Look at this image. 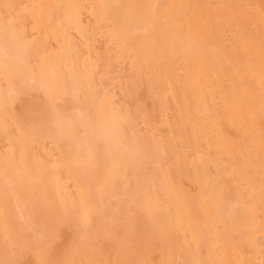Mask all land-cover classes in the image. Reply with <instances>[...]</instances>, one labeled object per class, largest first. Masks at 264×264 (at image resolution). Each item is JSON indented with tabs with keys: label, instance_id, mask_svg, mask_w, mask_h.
<instances>
[{
	"label": "bare ground",
	"instance_id": "6f19581e",
	"mask_svg": "<svg viewBox=\"0 0 264 264\" xmlns=\"http://www.w3.org/2000/svg\"><path fill=\"white\" fill-rule=\"evenodd\" d=\"M4 3L28 7L9 13ZM157 5L171 7H152ZM262 9L264 0H0V122L7 116L9 128L5 135L0 123V136L7 141V148L0 150V172H6L0 184V237L9 253L17 254L8 264L19 258L33 264L36 260L28 250L35 245L19 233L13 203L20 219L35 226L31 237L37 242L65 210L88 212L90 217L95 213L94 190L101 175L106 179L99 188L103 194L119 178L127 188L130 171L136 176L132 198L145 219L143 234L133 253L123 248L112 264L127 261L124 255L131 254L150 264L170 261L171 252L156 261L155 253L162 254L163 245L181 250L183 261L259 264L264 258ZM8 22L26 37L15 47L4 35ZM97 36L113 45L118 57L142 77L132 110L120 107L106 87L97 89L92 60ZM5 48L13 57L11 77L2 71ZM61 65L63 73L58 71ZM32 69L63 78L62 106L69 112L87 111L95 95L109 97L129 118L123 145L110 132L72 137L66 128L33 122L31 113H6L3 105L10 99V85L28 77ZM138 119L147 125L146 134L138 128ZM17 124L23 133L12 135L10 129ZM46 141L55 145V157L37 152ZM148 165L153 167L151 174L145 171ZM33 189L46 212L37 226L28 213ZM220 190L228 204H219ZM192 192L202 197L194 198ZM92 261L97 264L95 256L83 264Z\"/></svg>",
	"mask_w": 264,
	"mask_h": 264
},
{
	"label": "snow or ice",
	"instance_id": "6c2138e0",
	"mask_svg": "<svg viewBox=\"0 0 264 264\" xmlns=\"http://www.w3.org/2000/svg\"><path fill=\"white\" fill-rule=\"evenodd\" d=\"M2 7L11 13L17 8H27L28 6L14 5L4 3ZM35 7V6H33ZM63 7V6H57ZM107 7V6H102ZM117 7H120L119 5ZM127 7H137L129 5ZM154 8H167L171 5H157ZM261 18L264 20V9L261 10ZM152 26L151 22H147ZM4 35L8 43L15 47L17 42L26 39L18 33L15 25L8 22L5 26ZM13 57L9 55L8 48L4 49V65L2 71L6 77H11L9 61ZM30 64V60L27 61ZM59 73H63L65 68L63 65L59 68ZM73 79H76V73H72ZM63 78L57 73H48L40 69H32L30 75L26 78L21 77L17 82L10 85L9 97L3 105L5 112H14V106L22 97H31L36 93H41L46 99V106L43 111H32L31 120L33 122H47L56 128H66L67 134L72 137L84 135L86 137H95L99 134L105 136L111 133L112 139L119 145H123L126 136L125 123L128 121L127 114L118 109L115 103L107 96L95 95L90 101V107L87 111L76 110L69 112L63 107V97L65 95L63 89ZM261 97L260 106L261 113L264 114V72H262L261 81ZM4 125L5 135L9 134L8 117L5 116L2 122ZM264 124V121H262ZM23 127L17 124L12 135L22 134ZM262 151H264V130H262ZM262 168H264V160H262ZM233 168L232 174L236 173ZM262 196H264V183H262ZM194 198L201 196L195 192L190 193ZM219 204H228L223 190L217 193ZM231 214V208H229ZM92 227V220L88 212L83 214H74L65 210L62 216L54 219L48 226L47 231L35 243L34 247L28 250L36 256L34 264H77V261L71 257V254L86 250L88 247L85 236ZM264 228V222H262ZM261 253L264 256V241L261 242ZM62 254V255H61ZM16 264H33L31 261H17ZM83 264V261H81ZM90 264H96L95 261ZM100 264H112L111 261ZM118 264H150L149 261H121ZM161 264H231L230 261H205L201 259H188L184 261H161ZM244 264H256L255 261L244 262ZM264 264V258L259 261Z\"/></svg>",
	"mask_w": 264,
	"mask_h": 264
},
{
	"label": "rangeland",
	"instance_id": "374dc122",
	"mask_svg": "<svg viewBox=\"0 0 264 264\" xmlns=\"http://www.w3.org/2000/svg\"><path fill=\"white\" fill-rule=\"evenodd\" d=\"M88 18L89 19H87V21L91 25V18L90 17ZM75 35L73 36L75 37L76 43L78 47L81 48L82 47L81 39L79 38V36L76 35L77 36L76 37ZM93 44L96 47V52H94L92 56L93 57L92 60L96 63L94 77L96 84L98 85L97 89L99 90V92H101L102 88L106 87V89L111 93V95H113L114 100L119 104L120 107H123L124 109H128V110H132L134 99L139 95L137 94L138 91L137 86L141 84L142 77L137 74L136 70L129 64L127 60L118 57V54L116 53V49L113 47V45H110L108 43L106 44V40L103 36L94 37ZM104 46L107 48H105ZM103 63L105 64L107 63V64L105 65ZM45 106L46 103H44V100L42 99L41 95L39 93H36L31 97H22L20 100H18L14 106V110L16 115L20 117V116H24V114L26 113H31L34 110L43 111L45 109ZM141 122H142L141 119L137 120L138 128L142 130V133L146 134L148 131L147 125ZM14 129L15 127L12 126L10 129L11 133L13 132ZM6 146H7V141L0 136V150L1 151L5 150L7 148ZM37 152L39 153L40 156L47 155L48 157L51 156L55 157L57 155V150L55 145L48 141L42 143L40 147L37 148ZM145 171L147 174H151L153 172V167H151V165H148L147 167H145ZM3 173L5 174L6 172ZM3 173L0 172L1 174L0 176H2L0 177V184L2 183V178L4 175ZM105 180H106L105 177L101 175V179L97 181L99 185L94 190V200L98 208L94 211L95 213L91 214L92 227L89 229L87 235L85 236V240L87 241L88 247L86 250H82L80 252L71 254V257L77 261V264L79 261L88 262L92 256H95L97 258V264H100L101 261L112 262L113 258H116V253L122 251L123 248H125V251H129V252L132 251L133 253L138 243L137 240L142 238L140 234L141 232L143 234L142 227L144 226L145 219L143 216V212L139 209V206L132 198L133 195L132 189L136 182V176L130 171L125 176V181H128L127 188H125L126 185H124L123 181L119 178L114 182L115 184L107 192H103V194H100V192L102 191L101 189L99 190V188L105 182ZM31 193H32L33 201H32V206H30V210L28 213L30 214L32 221L37 226V224L44 222V219L46 218V212L44 205L41 204L39 202L40 200L37 198L36 190L35 189L31 190ZM74 197L75 195L73 191L70 192V198L73 199ZM104 199L107 202H105ZM120 203L124 205H121ZM13 204L14 207L16 208L15 209L13 207L14 208L13 212L15 217L17 218L16 221L18 220L17 223L19 224L20 227L19 233L23 237H27L26 240L29 245L31 246L35 245L36 243L35 238L31 237L33 230H35V226L30 227L26 223H24V220L20 219L19 215H17V213L19 214V209L16 207L17 203L15 202ZM112 210L115 211L113 212ZM124 210L127 212H125ZM111 218L112 220L110 221ZM130 222L131 225H129ZM106 228L109 229L105 230ZM105 232L108 233L106 234ZM260 239H259L260 242L264 241V237ZM169 248L170 247L168 245H163L162 254L160 250L158 253H155L156 254L155 256L159 255V257L156 258V261L161 260V258H165L166 254L169 252L172 253V257L170 261H177V262L183 261L181 257V250L177 248L175 249L173 248L171 249L172 250L171 251L169 250ZM105 254L108 257H106ZM0 258L2 259V260L0 259V264H8L11 262L13 263L14 262L13 259L17 258V254L9 253V248L8 246H5V241H3L1 237H0ZM29 258L31 259V257ZM21 260L28 261V259L26 260L25 258H21V259L19 258V261ZM123 260L140 261V258L138 255L131 254V256L129 255V257L124 255Z\"/></svg>",
	"mask_w": 264,
	"mask_h": 264
}]
</instances>
